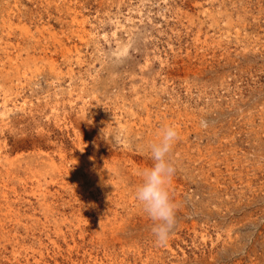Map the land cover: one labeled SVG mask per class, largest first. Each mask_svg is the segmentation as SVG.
Instances as JSON below:
<instances>
[{
  "label": "rangeland",
  "instance_id": "374dc122",
  "mask_svg": "<svg viewBox=\"0 0 264 264\" xmlns=\"http://www.w3.org/2000/svg\"><path fill=\"white\" fill-rule=\"evenodd\" d=\"M0 264H264V0H0Z\"/></svg>",
  "mask_w": 264,
  "mask_h": 264
},
{
  "label": "clouds",
  "instance_id": "9594fccd",
  "mask_svg": "<svg viewBox=\"0 0 264 264\" xmlns=\"http://www.w3.org/2000/svg\"><path fill=\"white\" fill-rule=\"evenodd\" d=\"M178 139L175 125L166 124L159 130L158 142L149 145L153 163L142 170V180L134 191V199L152 221L151 233L157 246L167 244L176 227L177 204L169 190L176 169L169 153Z\"/></svg>",
  "mask_w": 264,
  "mask_h": 264
}]
</instances>
